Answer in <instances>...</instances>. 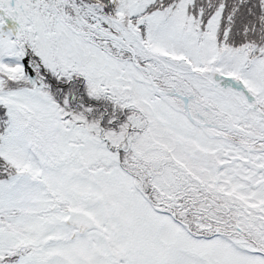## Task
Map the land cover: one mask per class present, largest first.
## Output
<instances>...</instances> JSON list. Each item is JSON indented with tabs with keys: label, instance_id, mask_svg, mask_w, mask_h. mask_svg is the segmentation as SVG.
Here are the masks:
<instances>
[{
	"label": "snow or ice",
	"instance_id": "1",
	"mask_svg": "<svg viewBox=\"0 0 264 264\" xmlns=\"http://www.w3.org/2000/svg\"><path fill=\"white\" fill-rule=\"evenodd\" d=\"M0 264H264V0H0Z\"/></svg>",
	"mask_w": 264,
	"mask_h": 264
}]
</instances>
